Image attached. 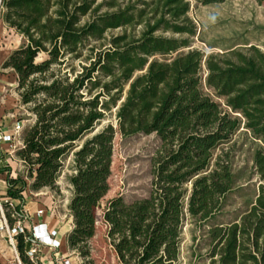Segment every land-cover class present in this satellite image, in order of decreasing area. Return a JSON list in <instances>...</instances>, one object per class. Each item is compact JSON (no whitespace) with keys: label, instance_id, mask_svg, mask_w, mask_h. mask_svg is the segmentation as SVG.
I'll return each instance as SVG.
<instances>
[{"label":"trees","instance_id":"16d2710c","mask_svg":"<svg viewBox=\"0 0 264 264\" xmlns=\"http://www.w3.org/2000/svg\"><path fill=\"white\" fill-rule=\"evenodd\" d=\"M0 6L4 24L24 41L1 69L14 72L20 104L32 116L15 157L33 192L58 195V177L67 170L70 252L87 256L109 190L115 136L154 135L160 146L148 195L129 203L114 197L101 210L118 263L175 264L183 229L192 224L202 230L212 264H264V52L250 46L218 57L193 49L197 28L187 0H0ZM39 54L45 59L36 63ZM240 130L260 144L251 173L258 185L242 212L221 221L227 197L243 189L221 146ZM8 185L7 195L19 198L23 180ZM17 248L22 263L31 264L20 238Z\"/></svg>","mask_w":264,"mask_h":264},{"label":"rangeland","instance_id":"374dc122","mask_svg":"<svg viewBox=\"0 0 264 264\" xmlns=\"http://www.w3.org/2000/svg\"><path fill=\"white\" fill-rule=\"evenodd\" d=\"M190 4L188 17L197 28V36L193 39L192 48L201 51L205 56L230 57L232 52L246 53L250 46L264 52V2L257 4L254 0H225L223 3L202 6L193 0H187ZM3 10L0 6V75L4 79V90L0 94V107L5 115L12 116L23 125L31 122V114L22 106L16 91V76L10 69H1L2 63L7 57L23 44V39L13 29L7 27L2 20ZM86 19H84L85 21ZM166 36V35H165ZM45 56L39 54L35 62L39 63ZM203 92L215 101L212 93L203 87ZM3 100V101H2ZM112 121L105 120L102 124ZM260 144L244 130L234 135L229 145L221 148L229 150L233 159V169L239 172V184L242 191L230 194L225 202L221 221H229L235 215L245 209L244 203L253 199L258 185L252 176V154ZM160 146L154 135L121 138L116 135L113 140L112 162L110 176L108 178L109 190L105 195L100 209L96 212V225L94 234L86 243L84 258L79 252L74 251L71 256V264H119L113 248L107 239V226L103 223L101 215L105 202L121 197L124 202L145 198L151 188L152 158ZM218 152L216 151L215 154ZM69 160L66 159V167ZM18 168L17 177L26 178L25 192L29 189L30 179L26 168ZM67 170L64 169L57 182H61L63 195H66L64 182ZM250 176V178H249ZM249 178V181L246 179ZM59 195V193H58ZM60 206L64 204V196L59 197ZM63 211H61L62 213ZM65 212L60 215L59 225L67 230L69 223ZM64 216V217H63ZM63 243L59 253L66 251ZM209 246L206 238L196 225L186 224L181 236L179 255L175 264H212L209 257Z\"/></svg>","mask_w":264,"mask_h":264},{"label":"built area","instance_id":"2783aa9c","mask_svg":"<svg viewBox=\"0 0 264 264\" xmlns=\"http://www.w3.org/2000/svg\"><path fill=\"white\" fill-rule=\"evenodd\" d=\"M11 118H13L11 116ZM23 124L15 120L9 131L4 132L0 126V146L7 145V149L0 153L10 158L15 157L16 151L21 147L20 135ZM21 164V162L17 159ZM22 165V164H21ZM3 187L7 192L8 181H3ZM44 210H37L36 217H42ZM24 247V255L31 264H43L39 255L43 249L49 252V260L46 264H71L72 253H59L60 241L58 231L47 230L45 223L33 224V217L25 209L24 204L6 195L0 189V239L7 245L10 256L5 264H23L18 252V240Z\"/></svg>","mask_w":264,"mask_h":264},{"label":"crops","instance_id":"0c3cea01","mask_svg":"<svg viewBox=\"0 0 264 264\" xmlns=\"http://www.w3.org/2000/svg\"><path fill=\"white\" fill-rule=\"evenodd\" d=\"M4 90V79L2 75H0V94ZM1 101V99H0ZM3 101V100H2ZM2 107H0V126L4 132H7L11 129L13 122L11 120L13 118L10 117V115H5L4 112L1 110ZM7 149V145H1L0 150L4 151ZM14 166H19L20 168H24L17 159H12L7 155H3L0 153V189L2 192H4L7 195V192L5 191V188L3 187V181H8V179H15L17 178V172L20 170L15 169ZM23 180L24 184L26 185V178L19 177ZM62 183L57 182L56 187L58 188L59 195L54 194L52 191L48 189H42L37 192L33 191H27L28 195L32 196L30 198L29 196H26L25 187L21 192V195L19 198H16L15 200L19 203L24 204L25 209L28 211L30 215L33 217V224L38 223H45L47 225V230H56L58 231V239L60 241V246L63 245V243L66 245V251H63L62 254L68 253V248L66 244L67 235L72 229L71 224V218L68 214L67 205L70 200V187L66 185V195H63ZM64 196V204L59 205V197ZM37 210H44V215L42 217H36L35 213ZM61 211L65 212L64 216L68 218V229L63 230L59 227L61 223L60 215H62ZM63 216V217H64ZM10 256L9 249L7 245L3 242V240L0 239V264H5L8 257ZM39 260L41 263L46 264V262L49 260V252L47 249H43L39 255Z\"/></svg>","mask_w":264,"mask_h":264}]
</instances>
